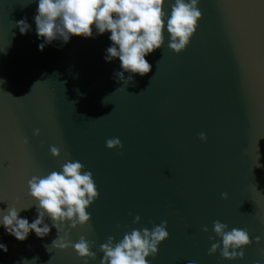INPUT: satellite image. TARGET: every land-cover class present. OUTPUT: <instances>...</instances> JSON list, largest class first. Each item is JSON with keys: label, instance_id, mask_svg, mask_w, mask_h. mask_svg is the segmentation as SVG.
I'll use <instances>...</instances> for the list:
<instances>
[{"label": "water", "instance_id": "obj_1", "mask_svg": "<svg viewBox=\"0 0 264 264\" xmlns=\"http://www.w3.org/2000/svg\"><path fill=\"white\" fill-rule=\"evenodd\" d=\"M174 2L166 0L168 17ZM38 3L0 0V210L33 205L19 213L33 222L28 180L62 171L71 159L93 173L100 193L87 209L90 224L71 230L73 242L82 235L95 242L97 259L88 264H101L109 236L118 242L165 220L170 238L150 264H264V0H200L202 18L187 48L171 50L165 27L164 45L145 57L152 71L125 72L130 83L115 75L123 71L119 58L105 60L110 32L94 28L91 38L56 40L41 51ZM24 18L26 35L16 24ZM114 137L123 148L106 147ZM215 220L248 230L253 242L243 259L208 254L213 243L223 247ZM56 238L51 227L46 237L33 231L21 242L0 225L8 247L0 264H85L74 248L48 251Z\"/></svg>", "mask_w": 264, "mask_h": 264}, {"label": "clouds", "instance_id": "obj_2", "mask_svg": "<svg viewBox=\"0 0 264 264\" xmlns=\"http://www.w3.org/2000/svg\"><path fill=\"white\" fill-rule=\"evenodd\" d=\"M199 3L200 0H175L168 17L164 10L166 0H39L35 16L36 31L45 43L38 47L43 51L47 44L56 40L68 43L72 36L91 38L94 28L99 35L110 32L109 39L113 43L106 50L105 60L111 62L119 58L123 71L115 75L123 83L134 82L133 75L126 78L124 73L144 76L152 71V65L145 57L162 48L165 27L171 37L168 45L171 50L179 54L187 48L202 18ZM16 24L23 35L31 28L27 18ZM3 83L5 81L0 79V85ZM34 135L39 136L40 129H35ZM200 139L207 141L206 133L201 132ZM24 143H28L27 138ZM106 147L123 148V143L114 137L106 140ZM50 151L54 157H61L58 147L52 146ZM27 183L29 195L37 202L34 205L38 216L30 223L19 215L33 205L21 209L8 206L6 210H0V225L7 233L23 242L33 231L37 237L44 238L50 234L51 227H55L57 238L51 245H45L48 251L49 247L59 250L74 248L85 264L89 260H96L97 254L92 251L94 241L89 242L83 235L77 242L71 239L72 229L88 226L91 222L92 217L87 209L100 195L93 173L85 171L81 162L69 159L62 164V171H52L46 176L33 175ZM221 195L225 200L229 198L227 192ZM45 217L51 219V227L45 223ZM140 221L141 217L137 215L133 223L138 224ZM69 224L70 227L65 231L62 226ZM167 225L165 220L154 225L151 230L146 227L142 230L132 229L125 232L118 242L115 237L109 236L100 245L103 253L101 264H150L148 258L158 255L160 244L170 238ZM228 228L220 220L213 221L215 236L222 238L223 247L221 249L220 243H213L208 254L215 255L220 251L224 259H243V249L253 242L250 234L247 229ZM203 231L208 232V227L204 226ZM215 236L209 238L214 240ZM261 239L257 236L256 243L259 244ZM0 250L7 253V245L0 243ZM36 259L38 257L33 260ZM28 262L27 259L23 260V264ZM188 264H195V261L189 260Z\"/></svg>", "mask_w": 264, "mask_h": 264}]
</instances>
